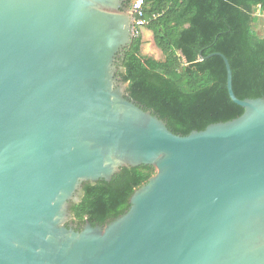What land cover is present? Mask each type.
Segmentation results:
<instances>
[{
  "label": "water",
  "instance_id": "water-1",
  "mask_svg": "<svg viewBox=\"0 0 264 264\" xmlns=\"http://www.w3.org/2000/svg\"><path fill=\"white\" fill-rule=\"evenodd\" d=\"M128 1L0 0V264H264V98L210 54L243 112L173 134L119 76ZM140 166L128 210L74 229L83 183Z\"/></svg>",
  "mask_w": 264,
  "mask_h": 264
},
{
  "label": "trees",
  "instance_id": "trees-1",
  "mask_svg": "<svg viewBox=\"0 0 264 264\" xmlns=\"http://www.w3.org/2000/svg\"><path fill=\"white\" fill-rule=\"evenodd\" d=\"M144 18L160 16L143 29L163 56L141 53V35L121 53L119 67L126 94L162 120L175 135L187 136L208 125L239 117L243 110L229 98L223 55L240 99L264 98V38L253 25L264 0H144ZM201 53V55H200ZM152 167L122 168L107 183H83L79 203H70L72 223L104 226L129 208L135 189Z\"/></svg>",
  "mask_w": 264,
  "mask_h": 264
},
{
  "label": "rangeland",
  "instance_id": "rangeland-1",
  "mask_svg": "<svg viewBox=\"0 0 264 264\" xmlns=\"http://www.w3.org/2000/svg\"><path fill=\"white\" fill-rule=\"evenodd\" d=\"M132 14V13H131ZM253 17L256 18V22L253 25V29L255 33L259 36L264 38V14L260 13L258 10H255L253 13ZM143 41L141 46V53L146 55L147 57H151L157 61H162L163 56L161 55L160 51L155 47L152 36L150 32H144L142 34ZM71 222L73 219L71 218Z\"/></svg>",
  "mask_w": 264,
  "mask_h": 264
},
{
  "label": "built area",
  "instance_id": "built-area-1",
  "mask_svg": "<svg viewBox=\"0 0 264 264\" xmlns=\"http://www.w3.org/2000/svg\"><path fill=\"white\" fill-rule=\"evenodd\" d=\"M144 0H134L131 6V13L133 16L132 37L137 39L142 35L143 29L147 26L149 21L156 20L160 15L154 13L149 19L144 18Z\"/></svg>",
  "mask_w": 264,
  "mask_h": 264
},
{
  "label": "flooded vegetation",
  "instance_id": "flooded-vegetation-1",
  "mask_svg": "<svg viewBox=\"0 0 264 264\" xmlns=\"http://www.w3.org/2000/svg\"><path fill=\"white\" fill-rule=\"evenodd\" d=\"M132 3H133V0H129V1L127 2V6L131 8ZM120 57H121V54H120V56L117 58V62H116V66H117V68H118V72H119V73H120V67L118 66V65H119L118 63H119V59H120ZM82 227H83V225L74 224V229H75L76 231H81Z\"/></svg>",
  "mask_w": 264,
  "mask_h": 264
}]
</instances>
